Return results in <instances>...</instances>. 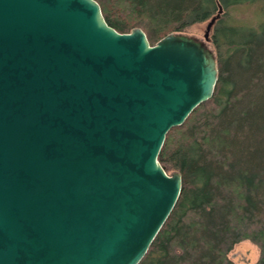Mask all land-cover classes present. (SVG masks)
Wrapping results in <instances>:
<instances>
[{
	"label": "water",
	"instance_id": "water-1",
	"mask_svg": "<svg viewBox=\"0 0 264 264\" xmlns=\"http://www.w3.org/2000/svg\"><path fill=\"white\" fill-rule=\"evenodd\" d=\"M203 40L151 45L95 0H0V264H138L174 208L166 133L218 78Z\"/></svg>",
	"mask_w": 264,
	"mask_h": 264
},
{
	"label": "trees",
	"instance_id": "trees-1",
	"mask_svg": "<svg viewBox=\"0 0 264 264\" xmlns=\"http://www.w3.org/2000/svg\"><path fill=\"white\" fill-rule=\"evenodd\" d=\"M95 1L109 26L120 33L139 27L153 45L209 21L218 4L223 12L255 0ZM224 16L210 31L218 68L213 95L168 130L157 156L167 174L180 173L181 191L138 264H236L229 253L244 240L259 250L254 264H264V149L253 137L264 128L263 108L237 110L264 76V20L258 33L244 36ZM233 64L249 74L248 86L232 81Z\"/></svg>",
	"mask_w": 264,
	"mask_h": 264
},
{
	"label": "rangeland",
	"instance_id": "rangeland-1",
	"mask_svg": "<svg viewBox=\"0 0 264 264\" xmlns=\"http://www.w3.org/2000/svg\"><path fill=\"white\" fill-rule=\"evenodd\" d=\"M224 19L233 26H239V33L247 36L253 33L251 29L256 33L260 30V25L264 20V1L255 0L252 2H243L238 5L230 6L227 9L223 8ZM208 21V20H207ZM207 21L200 24H195L191 27L190 32L185 34L203 40V34L206 28ZM241 26V27H240ZM208 47L214 52V45L210 42ZM260 52H264V46ZM259 52V53H260ZM233 60H236L235 58ZM234 62V61H233ZM232 81L238 88L248 86V73L236 70L234 64L232 65ZM233 83V84H234ZM246 99L242 100L237 110H242L256 105L263 108L261 120L264 123V76H261V80L255 84H251L249 90L246 93ZM261 131H255L253 137L257 133L256 137L259 144L258 148L264 149V128ZM263 140V141H261ZM230 258L236 264H254L259 256L258 248L248 240H244L236 244L229 253Z\"/></svg>",
	"mask_w": 264,
	"mask_h": 264
},
{
	"label": "flooded vegetation",
	"instance_id": "flooded-vegetation-1",
	"mask_svg": "<svg viewBox=\"0 0 264 264\" xmlns=\"http://www.w3.org/2000/svg\"><path fill=\"white\" fill-rule=\"evenodd\" d=\"M209 43H210V40H209Z\"/></svg>",
	"mask_w": 264,
	"mask_h": 264
}]
</instances>
